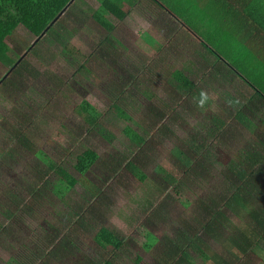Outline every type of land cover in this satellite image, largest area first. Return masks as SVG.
<instances>
[{"label":"rangeland","instance_id":"obj_1","mask_svg":"<svg viewBox=\"0 0 264 264\" xmlns=\"http://www.w3.org/2000/svg\"><path fill=\"white\" fill-rule=\"evenodd\" d=\"M78 3L86 14L97 5L95 0ZM84 22L81 27L78 22L66 23L70 33L59 28L57 34H50V31L46 34V31L37 37L18 25L6 38L12 49L11 56L24 58L31 73H24L20 92L0 85V144L11 154L7 163L0 166V264H7L10 256L18 257L23 264H40L38 260L31 262L29 257L43 252L49 255L46 264H102L108 257L114 264H155V258L164 248L160 242L163 236L185 231L190 238L197 232L205 240V247L195 250L190 262L208 264L209 257L224 247L223 239L240 236L238 228L250 223L246 217L239 220L230 215L231 223L218 229L221 240L202 235L197 223L204 217L202 208L215 204L221 189H229V183L221 174L230 158L229 145L217 144L213 138L208 140V143L217 144L216 161L210 172L203 171L195 179L180 175L170 150L181 149L185 138L197 137L193 130L198 128L192 130L189 124L202 120L205 114L209 119L214 108L198 105L190 109L188 120L183 114L174 120L170 117L174 113L168 111L165 113L168 115L157 118L160 96L165 95V90L170 94L171 91L169 84L165 86V71L155 68L152 75L145 70L151 62L152 51L146 44L132 40L131 37H135L126 29L115 33L120 44H96L106 32L87 20ZM31 44L32 48L26 51L25 47ZM100 54L105 57H99ZM142 58H148L146 66L129 73L128 64L131 62L134 67H140ZM233 61L229 66L222 65L223 68L228 70L231 66L239 71ZM172 65L178 66H164L170 69ZM7 69L0 64V77ZM144 89L152 96L147 97ZM177 100L179 107L175 100L171 103L177 111L188 108L186 97ZM83 102L100 113L98 124L90 125L78 114L76 107ZM112 104L121 108L128 119ZM21 116L23 121L18 118ZM125 126L137 133L146 131L148 136H144L147 140L143 148L128 140L123 132ZM10 127L18 129L19 136L25 133L30 147L19 143ZM243 132V136H233L232 130L227 133L231 136L228 140L233 151L247 142L253 143L251 131ZM155 138L162 140L153 145ZM37 148L62 164L75 178L79 177L72 167L76 154L83 148H90L96 152L97 159L85 173L83 183L77 182L73 186L63 182L55 172L46 173L43 180H38L34 196L27 194L33 190L29 182H34L32 178H37L38 172L47 171L34 153ZM128 161L136 162L146 178L161 187L153 207L144 209V204L139 201L148 188L124 167ZM158 165L184 181L186 186L179 189L163 181L162 174L155 170ZM261 198L252 205L262 204ZM162 201L168 204L165 210L163 208L165 213L152 218L155 211L159 212ZM10 206L17 210V213L13 212L15 215L20 214V221L5 213ZM73 209L83 212L76 216L71 213ZM130 213L135 218L132 224L125 218ZM68 215L76 224L72 228L77 234L76 239L65 243L60 253H52L48 237L50 224L61 228ZM100 227L123 237V246L115 250L97 239L96 231ZM146 227L160 239L148 250L142 248L143 228ZM246 227L249 230L250 227ZM261 245L263 253H249L248 264H264V244Z\"/></svg>","mask_w":264,"mask_h":264},{"label":"trees","instance_id":"obj_2","mask_svg":"<svg viewBox=\"0 0 264 264\" xmlns=\"http://www.w3.org/2000/svg\"><path fill=\"white\" fill-rule=\"evenodd\" d=\"M79 1L80 0H0V64L4 66L5 69L8 68L5 74L0 77V85H3V87H6L8 90L20 92L23 88V81L21 80L24 73H29L31 71L30 65H25L23 62L24 58L18 57L14 59L11 56L10 53L12 49L6 43V38L13 33L18 25H22L29 33L37 37L44 31H47L46 34H48L49 31L50 34H57L59 28H64L65 32L70 33L67 26H65L66 23L78 22L81 27L85 24L84 20H87L106 32L104 38H100L96 44H110V46H112V32L114 30L112 22L114 19L120 20L125 16V10L122 8L124 0H95L97 5L94 9L90 8L88 10V16L81 5H79ZM68 2V6L58 16L59 12ZM88 22L87 24H89ZM46 28L47 30H45ZM67 44L68 43H66V45ZM32 45L33 44L25 47V50H30ZM97 47L99 46L96 45V48ZM99 57L104 58L105 55L100 54ZM81 66H83V64H81ZM128 67L129 73L135 70H142L143 68V66L134 67L131 62L128 64ZM177 76L176 86L169 90L171 94L165 90V95L159 98L160 108L156 110V113H158L157 118L159 119L168 111L169 114L172 112L174 113L170 116L174 118V120L177 119V117L180 118L182 114L185 115L188 120V116L191 114L190 109L198 105L205 107L203 102L207 101L206 96H203L197 84L195 82L191 83L181 74H177ZM143 93L147 97L152 96V94L146 92V89L143 90ZM181 97L187 98L185 104L186 107L188 105L189 109L183 107L177 111L171 103L176 101L177 107H179L177 99ZM112 107L116 109L120 115L128 119V116L121 108L117 107L115 104H112ZM76 111L84 122L90 125L98 124L100 113L93 109L87 102L79 104L76 107ZM213 115L214 118H212V120L211 115L209 119H207V114H205L202 120H197L194 124H189L192 130L194 127L199 129L193 130L194 135L197 137L191 140L185 138L182 142L181 149L179 147H174L170 152L180 175L183 174V176L187 178L195 179L201 173L210 172V169L214 166L213 163L216 161L215 156H217V144L229 145V152H231L230 158L221 171L223 179L229 183V189H221L216 195V197H219L215 204L205 205L202 208L204 217L202 221H197V223L200 224L202 235L206 234L216 240H221L218 229L231 223L230 215L236 216L239 220L245 217L248 218L250 223H246L243 227L238 228L240 236H228L227 239H223L221 243L224 247L208 259V264H248L249 253L255 251L263 252L261 244H264V194H262V192H264V128L258 129L259 132L254 136V142L252 144L247 143L233 151V148L230 147L231 143L228 140L231 136H227V133L232 130V132H234L233 136L236 134L243 136L244 134L240 132V125L242 122L237 120L238 122L236 123V121H233L234 119L228 122L226 118L224 119L219 114ZM242 116L243 114L241 113L235 115L237 119ZM18 118H21L22 121L24 120L23 116ZM210 120L213 123H211ZM231 122L235 124H230ZM10 129L12 132L15 131L14 137L19 143L25 147H30L28 137L25 133L19 136L18 129L13 130L11 127ZM123 132L128 140L138 148H143L146 144L145 141L147 139H145L144 136L148 135L145 130L137 133L130 126H125ZM224 135L227 137H224ZM212 138L215 139L214 141H216L217 144L208 143V140H212ZM160 140L162 139L155 138L152 144L156 145ZM185 146L186 149H184ZM34 153L47 168V171L38 172L37 178H32L34 181L33 183L29 182V184H31L30 188L33 187V190H29L27 194H32L34 196L38 180H43L46 173L49 174L51 171L55 172L63 182L65 181L68 185L73 186L77 182L83 183L85 173L97 159L96 152L90 148H83V150L76 154L72 167L79 174V177L75 178L61 166L62 164L53 160L42 150L37 148ZM10 158L11 154L2 149V145L0 144V166L3 164L5 165ZM124 167L127 168L133 176L141 182H145L147 185L148 189L146 192L142 193L139 200L144 204V209L153 207L157 199L156 196L162 191L161 187L151 180H148L141 172L136 162L128 161ZM155 170L162 174V179L166 183L176 185V188L179 189L180 186H186L184 181L174 177L171 172L162 168L160 165L156 166ZM36 196H38L37 193ZM259 197H262V204L253 206L252 204ZM36 199L37 197H35L34 202ZM167 205L168 204L162 201L158 206L159 212L155 211L152 218H156V215L161 217L162 215H160V213H165L164 210ZM7 209L8 211L6 210L5 213L9 217L13 216L12 218H17L20 221V214H14L17 213L16 209H13L11 206ZM21 210L27 212L23 208ZM73 210L74 212L71 211V213L76 214V216H79L83 212L81 210ZM68 217L69 218L66 219L64 223L62 222L61 228H57L50 224V233L48 237L50 238V249H53V251H51L52 253H60L61 250L65 248V243L76 239L75 235L77 234L74 229H72L76 224L73 223L70 215H68ZM133 217L134 214L130 213L127 214L125 218L128 223L132 224L135 219ZM81 224L77 223V225ZM246 226L253 227H250L249 231ZM143 229L144 241L142 243V248L148 250L155 245V241L157 243L160 239H158L147 227ZM96 238L112 246L115 250L121 248L124 244L123 237L114 234L112 231H108L104 227H100L96 231ZM42 242L44 243V240H42ZM160 242L164 244V248L161 254L155 258V264H192L189 259L194 254V251L205 247V240L200 238L197 232L193 234L192 238L189 237L186 231L173 233L170 237L163 236V240H160ZM48 257L49 255L43 252V254L38 255L32 254L29 260L31 262L33 260H38L37 262H40V264H46L45 260ZM136 259L140 260L139 257H136ZM7 264L23 263H21L18 257L10 256ZM102 264L114 263L112 258L108 257L103 259Z\"/></svg>","mask_w":264,"mask_h":264},{"label":"crops","instance_id":"obj_3","mask_svg":"<svg viewBox=\"0 0 264 264\" xmlns=\"http://www.w3.org/2000/svg\"><path fill=\"white\" fill-rule=\"evenodd\" d=\"M122 8L125 16L112 22V44H120L116 32H132L152 51L148 66L149 57L140 61L146 72L165 71L170 89L177 74L195 82L205 107L214 108L211 120L213 114L240 120V132L251 131L254 142L264 128V0H124ZM230 60L239 71L223 68Z\"/></svg>","mask_w":264,"mask_h":264},{"label":"water","instance_id":"obj_4","mask_svg":"<svg viewBox=\"0 0 264 264\" xmlns=\"http://www.w3.org/2000/svg\"><path fill=\"white\" fill-rule=\"evenodd\" d=\"M68 4H69V2L66 4V6L59 12V14H58V16L62 13V11L68 6ZM45 30H47V28L45 29ZM45 32V31H44ZM44 32H42L39 36H41V35H43V33Z\"/></svg>","mask_w":264,"mask_h":264}]
</instances>
